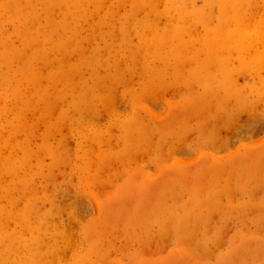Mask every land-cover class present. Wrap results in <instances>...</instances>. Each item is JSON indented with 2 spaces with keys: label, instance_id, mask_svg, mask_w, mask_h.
I'll return each mask as SVG.
<instances>
[{
  "label": "rangeland",
  "instance_id": "rangeland-1",
  "mask_svg": "<svg viewBox=\"0 0 264 264\" xmlns=\"http://www.w3.org/2000/svg\"><path fill=\"white\" fill-rule=\"evenodd\" d=\"M55 1L0 0V264H264V37L216 48L225 0Z\"/></svg>",
  "mask_w": 264,
  "mask_h": 264
},
{
  "label": "bare ground",
  "instance_id": "bare-ground-1",
  "mask_svg": "<svg viewBox=\"0 0 264 264\" xmlns=\"http://www.w3.org/2000/svg\"><path fill=\"white\" fill-rule=\"evenodd\" d=\"M52 1V0H51ZM55 1V0H54ZM62 1V0H61ZM60 1V2H61ZM149 1V0H148ZM162 1V0H161ZM221 0H219L220 2ZM225 0L222 2V5L220 4V10L221 14V20L220 18L218 21H220L221 24H219L218 28L215 29L214 31V38H213V45L218 48L219 46H222L221 44L224 41L225 46H228L230 49L236 48L238 51H240L242 54L245 53H251V51L254 53L255 49V44L259 42V40H262L264 37V32L263 29H261V23L259 25H256V20L255 18L252 17V15L245 10L242 9V3L240 0H228L226 2ZM57 3V1H55ZM53 2V3H55ZM59 2V0H58ZM141 2V1H140ZM167 5H165V10L167 12L170 11L171 5L176 4L175 1L173 0H166ZM153 3V2H152ZM150 2L148 5V8L150 11L153 9V4ZM172 3V4H171ZM244 4V2H243ZM23 5V4H22ZM141 5V4H140ZM54 6V5H53ZM206 6V5H205ZM246 5H244L245 7ZM175 7V6H174ZM147 8V7H146ZM157 8V7H156ZM52 9V8H51ZM58 9V8H57ZM158 9V8H157ZM173 9V8H172ZM171 9V10H172ZM180 9V6H179ZM149 12V11H148ZM182 12V11H181ZM220 12V11H219ZM45 13V12H44ZM151 13V12H150ZM159 13V12H157ZM162 13V12H161ZM201 13V11H200ZM204 15L205 13L202 12ZM13 14V13H12ZM133 14V13H132ZM167 14V13H166ZM181 17H187L183 13ZM196 12V16H197ZM200 15V14H199ZM203 15V16H204ZM208 15V14H207ZM205 15V16H207ZM198 17V16H197ZM196 17V18H197ZM201 19L202 15L200 16ZM199 17V18H200ZM198 19V18H197ZM148 20V19H147ZM131 21V20H130ZM180 22V21H179ZM210 22V21H209ZM140 24V23H139ZM143 24V22H142ZM180 24V23H179ZM154 25V24H153ZM176 25V24H175ZM177 26V25H176ZM261 27V28H260ZM183 32L182 25L177 26L173 30V35L176 37H180L181 33ZM194 33V32H193ZM210 33V32H207ZM183 34V33H182ZM156 33L152 31V37L155 38ZM209 35V34H208ZM151 36V34H150ZM147 37V36H146ZM145 37V39H146ZM160 37V36H159ZM165 37V36H164ZM167 37V36H166ZM212 37V36H211ZM161 38V37H160ZM159 38V39H160ZM164 39V38H163ZM154 40V39H153ZM151 41V40H150ZM155 41V40H154ZM157 42V41H156ZM222 42V43H221ZM152 43V42H150ZM209 43V41H208ZM156 44V43H155ZM210 44V43H209ZM223 44V45H224ZM122 47V46H121ZM158 48V47H157ZM220 48V47H219ZM177 49V50H176ZM178 49L177 47H174L173 54H178ZM128 50V49H127ZM234 50V49H233ZM210 51V50H209ZM219 52V51H218ZM211 54V53H210ZM243 56V55H242ZM257 61V60H256ZM261 61V60H260ZM82 65V64H81ZM93 67V66H92ZM53 69V68H52ZM66 78V77H65ZM64 78V79H65ZM111 80V79H110ZM67 82V81H66ZM107 85V84H106ZM89 90V89H88ZM92 90V89H91ZM213 90V89H212ZM236 93V90H234ZM233 94V93H232ZM239 94V93H237ZM234 95V94H233ZM239 95L237 96V98ZM88 98V97H87ZM246 101V100H245ZM244 101V102H245ZM239 102V101H238ZM244 105V104H243ZM249 105V104H248ZM249 107V106H248ZM250 109V108H249Z\"/></svg>",
  "mask_w": 264,
  "mask_h": 264
}]
</instances>
